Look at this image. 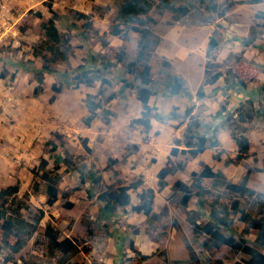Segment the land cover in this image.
<instances>
[{
    "label": "rangeland",
    "instance_id": "rangeland-1",
    "mask_svg": "<svg viewBox=\"0 0 264 264\" xmlns=\"http://www.w3.org/2000/svg\"><path fill=\"white\" fill-rule=\"evenodd\" d=\"M122 1L0 0V189L18 182L17 197L22 199L27 192L30 209L43 210L37 231L12 255V260H6L9 250L1 247L0 264H22L28 255L40 257L41 248L35 241L41 238L48 223L59 230L60 239L68 237L84 247L69 264H191L186 243L193 247L201 264H246L245 254L233 253L226 246L211 250L202 246L205 236H195L185 216L186 210H199L197 194L183 206L180 198L184 191L174 189L173 185L179 180L190 191L200 190L208 211L209 203L218 195L217 204L238 198L246 213L253 218L260 216L264 192L263 119L254 117L245 124L250 156L236 165H225L224 161L236 154L231 130L238 106L247 107L251 101L254 109L264 107L261 90L264 85V14H257L264 13V0L238 3L223 17L204 9L207 0H169L175 6L183 4L190 9L183 17L184 25L174 22V13L161 8L159 0H152L147 13L152 21L147 20L146 25L159 42L149 59L155 84L148 103L151 115L157 113L163 119L151 116L148 131L134 122L141 117L142 110L134 90L127 88L124 97L105 100L111 91H118L123 78L137 83L126 73L125 67L135 56L139 34L130 32L123 38L109 33L110 26L120 22L117 13ZM222 1L216 0L217 3ZM53 14L60 40L70 45L68 61L49 62L53 72L44 73L42 90L35 94L32 69L42 67V55L51 56L49 51H40L46 40L42 23ZM86 21H91L89 27ZM210 36L218 42L219 50L211 61L221 75L215 83L204 84L205 53ZM102 45L123 49L127 58L122 63L110 58L115 63L107 72L112 83L104 87L102 106L87 126L84 120L89 113L85 101L89 96L100 99V82L73 87L66 81L78 65L97 67L92 64L91 56L101 58ZM34 48L39 49V56L33 55ZM58 72L70 78L65 80ZM167 73L183 78L189 95H170L164 86ZM235 75L244 81V86L236 83ZM53 84L60 87L59 92H54ZM200 87L203 96L199 98L196 92ZM222 105L226 108L217 115ZM188 123L197 133L218 140L219 160L212 156L214 149L208 148L195 157L184 151ZM84 140L91 150L89 153L83 148ZM60 143L73 156L76 166L84 163L82 168L94 170L102 179L99 183H82L77 168L62 164L57 200L48 204L45 186L34 178L33 172L42 159L48 163L46 168L52 169L53 155L62 150ZM174 148L177 151L172 154ZM201 163L220 171L232 183L240 181L246 168L260 169L250 173L247 183L255 193L245 197L233 194L216 182L218 187L209 194L205 190L213 189L210 178H202L203 190L198 189L194 179L201 171ZM164 167H172L173 172L165 177L166 186L160 189L158 173ZM138 179L142 183L137 188L131 187ZM34 181H39L38 191L32 189ZM121 186L129 188L131 205L138 202L140 191L154 190L152 208L156 217L152 222L142 213L131 211L130 205L110 212L101 211L102 202L97 194L109 187ZM206 209L200 211L203 221L207 219ZM22 211L26 216L27 212ZM246 225L238 215H233L231 232L241 234ZM245 235L254 244L256 230L250 229ZM258 248L264 253V246ZM136 251L148 258L141 260ZM45 263L56 264L48 258Z\"/></svg>",
    "mask_w": 264,
    "mask_h": 264
},
{
    "label": "trees",
    "instance_id": "trees-1",
    "mask_svg": "<svg viewBox=\"0 0 264 264\" xmlns=\"http://www.w3.org/2000/svg\"><path fill=\"white\" fill-rule=\"evenodd\" d=\"M261 0H224L217 3L216 0H207L204 4V9L207 11L215 12L219 17L225 16V14L238 3H258ZM153 5L152 0H123L118 8L117 18L120 22L113 23L110 26L109 33L113 36H120L127 38L130 32H137L139 38L137 40L135 56L132 60L126 63L125 71L127 74L131 75L133 80L137 83L129 81L128 78H123L120 82L121 85L118 91H111L106 95L105 100H111L117 96L124 97L125 90L131 89L135 91L136 98L140 101L142 105L141 117L135 119L134 122L142 125L146 131L150 129L151 126V116L157 119H163L157 113L151 115V107L148 103L150 97L153 95L152 87L154 86V78L151 74L149 59L156 48L159 38L149 29L146 25L147 20H151L147 13L150 11ZM158 5L163 9L171 10L173 14V21L178 24L184 25L186 21L183 19L190 9L186 5H173L169 0H159ZM81 16H85L82 13ZM264 14V13H257ZM47 19L43 22L44 33L46 40L44 42L43 48L40 51H49L51 56L46 57L42 55L43 64L40 69H32L35 75L36 85L34 86V93H39L42 90V83L44 80L45 72H53V70L48 65L49 62H55L56 60H61L63 62L68 61V50L70 45H64L65 41H61L59 33L55 24L56 15ZM152 21V20H151ZM88 27L91 25V21H86L85 23ZM85 25V26H86ZM62 42L63 45L60 43ZM103 54L101 58H97L92 55V64H96L97 67H85L83 65H78L76 67V72L72 74L71 78L65 73H59L63 79H69L66 81L68 86L78 87L80 84H85L91 86L94 81L100 82V88L98 89V94L100 99L94 100L89 98L86 99L85 104L88 110V116L85 118L84 123L89 126L92 119H94L96 111L102 106L101 98L104 96V87L112 83V79L107 76V72L110 67L115 65V63H122L126 58V53L123 49L116 50L110 45H102ZM218 42L214 36H210L205 56L207 58L204 66V84H213L220 77L221 72L215 70V65L211 60L215 53L218 52ZM41 53L38 48H34L33 55L39 56ZM110 58L115 59V63L110 60ZM212 69L214 71H212ZM235 78L237 76L235 75ZM237 84L244 86V81L237 78ZM165 89L170 95H176L179 93H185L189 95L185 88V80L178 77L175 74L167 73L166 80L164 83ZM54 92H59L60 87L53 84ZM261 90L264 93V85ZM197 97L203 96V90L200 87L197 92ZM103 95V96H102ZM248 106L240 104L236 109L235 125L234 129L231 130V137L233 138L236 145V154L233 158L226 159L224 161L225 165L238 164L242 160L250 156L249 153V140L246 136V123L251 122L254 117L261 118L264 121V107L254 109L253 103L248 101ZM226 106L222 105L221 109L217 111V115L224 112ZM53 148L56 147L53 141H49ZM184 151L190 156H197L199 153L210 148L214 149L213 158L216 160L220 159L221 152L217 151L218 140L216 138H211L206 134H199L197 131L192 130L191 123H188L184 133ZM62 148L61 153H55L52 158V169H47V161L41 160L37 167V170L33 172L34 178L41 180L45 186V195L47 197V203L52 204L57 200L59 193V184L61 181V175L59 169L61 165H65L67 168H73L78 170V175L80 182H91L99 183L102 179L100 174H97L92 169L82 168L81 166L75 165V160L69 152L63 148L62 143H60ZM83 148L86 152H91L86 141H83ZM176 149H172V154L176 153ZM202 168L199 173L196 174L194 179V186L198 189H202L201 179L210 178L211 191L206 189L205 192L212 194L211 192L218 187L216 184L224 186V188L233 194H239L241 196L253 195L255 191L248 187V179L250 173L253 170H260L252 167L245 169L240 181L238 183H232L227 181L220 171H214L207 164L201 163ZM86 169V170H85ZM181 169V167H179ZM173 172L172 167H164L160 169L158 173L157 184L160 189L166 186L165 177ZM39 181H34L32 183V189L38 191ZM142 183L141 179H138L131 187L137 188ZM174 189L182 192V197L180 198V204L186 206L188 200L197 194L198 209L199 210H186L185 216L186 220L191 226L192 232L195 236L203 235L205 236L201 242L202 246L206 250H211L213 248H218L220 246H226L233 253H242L247 256L246 264H264V253L259 250L258 247L264 246V192L261 194L263 197L262 204L260 207V216L258 218L251 217L248 213L244 211L241 207L238 198L231 200V202L218 203L217 196L215 200L209 203V211L204 206V201L201 200L200 190L190 191L183 182L177 180L174 185ZM128 189L125 186L112 188L101 191L97 194V199L102 202L101 211L110 212L116 210V208H124L130 205V210L136 213H142L145 217L152 222L156 217V213L153 211L152 204L154 200V190L152 188H146L140 191L137 195L138 202L131 205L130 195ZM19 191V183L15 182L9 184L4 188L0 189V249L4 247L9 250L6 260L10 261L13 258V254L19 252L22 247L26 244L27 240L30 239L37 231L38 225L43 218V210L38 209L33 212L28 203V193L25 192L21 198L17 197ZM220 196V195H219ZM202 209L207 210V219L205 221L201 220ZM25 210L27 212L26 216L23 214ZM233 215H238L239 220L244 222L246 227L241 232V234H234L231 232V226L233 224ZM250 229L256 230V237L254 239V244H251L247 239V234ZM230 231V232H227ZM41 238L37 239L35 242L40 245V257L28 255L22 262V264H46V258L54 260L56 264H69L71 259L77 255L79 252L84 250L78 242L74 239L71 240L68 237L60 239L59 230L52 227L49 223L45 225L44 231L41 233ZM10 239L13 243H10ZM132 246V245H131ZM186 248L188 251L189 261L191 264H201L199 257L196 255L193 247L186 243ZM136 254L141 260L148 258V255H140L138 251ZM161 256L163 253H159ZM46 257V258H45ZM165 262H168L166 257H163ZM72 264H85L83 262H73Z\"/></svg>",
    "mask_w": 264,
    "mask_h": 264
}]
</instances>
